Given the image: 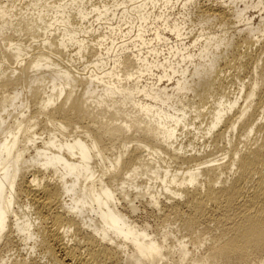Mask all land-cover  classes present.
Segmentation results:
<instances>
[{"label":"bare ground","instance_id":"obj_1","mask_svg":"<svg viewBox=\"0 0 264 264\" xmlns=\"http://www.w3.org/2000/svg\"><path fill=\"white\" fill-rule=\"evenodd\" d=\"M0 264H264V0H0Z\"/></svg>","mask_w":264,"mask_h":264},{"label":"rangeland","instance_id":"obj_2","mask_svg":"<svg viewBox=\"0 0 264 264\" xmlns=\"http://www.w3.org/2000/svg\"><path fill=\"white\" fill-rule=\"evenodd\" d=\"M213 1H214V0H213ZM215 1H217V0H215ZM219 1H220V0H218V2H219ZM208 3H209V2H208ZM174 12H176V10H175ZM251 14H252L254 17H256V18H255L256 20H258V14H259V13H257L256 11H252ZM214 25H215V26H214ZM218 27H219V26L215 23V24L211 25V28H212L211 30H213V29L217 30ZM195 34H196V31L194 30L190 37H192V36L195 35ZM140 214H141V213H137V214H136V215H137L136 218H138V219H137L138 221H141L142 218L144 217L143 214H141L142 217H141ZM138 215H139V216H138ZM145 218H147V219H145V220H147L148 222H149V221L151 222V221L153 220L151 217L148 218V217L146 216ZM143 219H144V218H143ZM148 219H149V220H148ZM152 222H153V221H152ZM152 222H151V223H152Z\"/></svg>","mask_w":264,"mask_h":264}]
</instances>
